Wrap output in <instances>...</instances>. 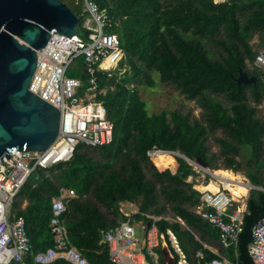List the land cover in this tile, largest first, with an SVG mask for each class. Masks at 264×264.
<instances>
[{"label": "trees", "instance_id": "obj_1", "mask_svg": "<svg viewBox=\"0 0 264 264\" xmlns=\"http://www.w3.org/2000/svg\"><path fill=\"white\" fill-rule=\"evenodd\" d=\"M61 1L77 15L82 12L81 6L76 10ZM94 1L108 12L114 23L111 32L121 39L125 60L119 68L130 67L123 77L115 71L111 76L98 74L100 91H107L97 99L115 124L114 140L101 147L79 145L73 161L36 171L21 189L12 214L26 223L33 248L26 262L35 264L34 255L54 245L52 202L62 189H73L77 196L70 202L66 224L73 245L90 264H115L102 243V231L118 225L125 202L140 204L139 220L141 214L165 217L170 206L173 218L181 219L185 226L161 220L160 230H173L190 264H208L219 257L206 247L215 245L219 232L193 210L200 193L187 180L197 173L177 155L150 158L148 152L178 153L210 164L207 137L222 131L240 146L219 140L226 169L240 170L236 157L242 147L251 149L256 166L261 168L264 122L252 103H262L264 81L260 69L254 68L256 74L249 72L248 61L254 64L258 55L249 40L264 32V0ZM241 71L257 77V82L239 85ZM154 73L187 100L199 102L206 120H192L179 112L150 115L137 87L129 88L127 83L153 85ZM80 77L85 88L88 78L82 70ZM217 96H224L231 108L219 103ZM247 177L264 188L259 172ZM247 208L238 256L234 250L226 252L236 264H254L248 249L252 229L264 217V191L253 190ZM199 252L203 258L197 257ZM53 264L69 263L57 260Z\"/></svg>", "mask_w": 264, "mask_h": 264}, {"label": "built area", "instance_id": "obj_2", "mask_svg": "<svg viewBox=\"0 0 264 264\" xmlns=\"http://www.w3.org/2000/svg\"><path fill=\"white\" fill-rule=\"evenodd\" d=\"M215 1L224 3L227 0ZM78 16L81 26L77 35L69 37L53 30L47 45L37 51V65L28 87L31 93L59 110L57 139L46 151L14 148L11 157H5L0 163V264H15L14 261L27 264L26 258L33 255L25 220L12 214L13 203L30 177L38 170H49L73 161L81 144L101 147L114 140L115 124L107 107L97 99V93L101 92L98 74L102 72L111 76L124 61L125 52L120 37L111 32L114 23L108 12L94 0H84ZM81 58L84 59L82 70L88 78L85 88L81 77L68 75L74 62ZM254 66L264 74V52L257 55ZM159 153L170 152L153 149L148 156L154 158ZM204 172L201 179L206 181L212 173L209 169ZM195 179L194 176L188 179L200 193V202L193 209L195 214L219 231L223 247L237 248L247 212L243 207L244 197L234 196L222 180L214 182L211 177L209 182L216 183L219 189L199 190ZM245 182L241 185L249 193L258 189ZM76 196L73 189H62L60 196L53 200L51 232L54 245L34 255L35 264H53L57 260H65L69 264H90L73 245L66 224L70 202ZM147 218L149 223L142 224L141 238H137L135 222L131 218L102 232L111 261L115 264H167L160 258L161 250H167L173 263L189 264L173 230H160L161 217ZM175 221L184 225L181 219ZM248 251L254 264H264V217L252 229ZM198 256L203 257L201 253ZM208 264L232 263L219 257Z\"/></svg>", "mask_w": 264, "mask_h": 264}, {"label": "water", "instance_id": "obj_3", "mask_svg": "<svg viewBox=\"0 0 264 264\" xmlns=\"http://www.w3.org/2000/svg\"><path fill=\"white\" fill-rule=\"evenodd\" d=\"M80 26L81 18L61 0H0V163L14 148L46 151L57 139L59 110L28 87L37 51L47 45L51 32L71 37ZM257 80L241 71L237 83ZM199 161L207 169L208 164Z\"/></svg>", "mask_w": 264, "mask_h": 264}, {"label": "rangeland", "instance_id": "obj_4", "mask_svg": "<svg viewBox=\"0 0 264 264\" xmlns=\"http://www.w3.org/2000/svg\"><path fill=\"white\" fill-rule=\"evenodd\" d=\"M68 4H70L74 9L78 10L77 7L81 6L83 8V1L84 0H65ZM83 4V5H82ZM251 46L253 47V50L255 53L259 54L264 52V32L258 33L256 35H252L249 40ZM125 60V58H124ZM84 64V59H78L74 62V64L71 66L68 75L69 76H77V73L80 72V69H82ZM255 68L254 64H250L248 61V70L249 72H253L256 74V71H253ZM130 71L129 66H125L124 68H119L114 73L118 76L123 77L125 72ZM263 72L261 71V75ZM154 84L153 85H136L134 82L129 81L127 83V86L129 88L137 87L139 90V93L142 97V99L147 104V109L150 115L154 114H160L162 112H167L170 114L171 112H179L180 114L186 116L189 115L192 120H199V121H205L206 120V114L204 112V109H202L199 102H194L187 100L184 95H182L174 86L169 84H163L160 81V76L157 73H154ZM106 89L102 90L100 93H97V98L99 94H105ZM216 100L221 103L226 108L230 109L231 104L228 102V100L224 96H217L215 97ZM253 107L257 108V116L264 122V99L260 105L252 103ZM219 140H226L230 143L235 144L240 148V146L234 142H232L228 137L224 136L222 131H218L216 134H211L207 137V147L209 149V158H210V164H208L207 169L203 166V164L200 163L198 159L196 160H187V163L191 165L198 174L196 179L194 180V183L199 186L202 184L201 176L205 173L204 170H210L212 175H208L211 177V179L216 182L221 180L217 177L214 173L218 170H229L226 169L225 164V158L221 152V146L219 143ZM264 141V139H263ZM180 157H185L182 154H174ZM188 159V158H186ZM238 164L240 165L239 171H233L237 175H241L243 178L248 179L247 174H257L260 173L261 177L264 178V149L262 153V157L259 161L261 164V168L256 166V160L255 157L249 147H242L240 149V154L238 157H236ZM232 171V170H229ZM198 180V181H197ZM248 181H250L248 179ZM188 182V181H187ZM251 182V181H250ZM201 186V185H200ZM126 205V204H125ZM163 205V204H162ZM140 204H133L132 207H134L135 213H132V207L127 208L125 211L136 215L137 213H140L139 211ZM124 204H121V208H124ZM122 217L124 218V214L120 211ZM150 215V214H148ZM153 216V215H151ZM164 216L166 218H173V213L170 209V206H167L166 211L164 213ZM123 218L121 220H123ZM134 218V217H133ZM137 238L142 237V231L139 228V225L135 226Z\"/></svg>", "mask_w": 264, "mask_h": 264}, {"label": "crops", "instance_id": "obj_5", "mask_svg": "<svg viewBox=\"0 0 264 264\" xmlns=\"http://www.w3.org/2000/svg\"><path fill=\"white\" fill-rule=\"evenodd\" d=\"M83 3H84V1H83ZM83 68V67H82ZM80 70H82V69H80ZM83 71V70H82ZM80 74H81V72H79V73H77V76H79L80 77ZM174 154H176V153H174ZM174 154H172V155H174ZM180 157V156H179ZM184 159V158H183ZM185 160V159H184ZM233 172V171H232ZM234 173V172H233ZM197 176H198V174H197ZM197 176H194L195 178L197 177ZM218 177V176H217ZM188 181V180H187ZM201 181H202V184H200L198 187H199V190H203L202 189V187H204V186H207V185H209L210 183H212V182H209L210 181V177H208V180H206V181H203L202 179H201ZM245 181H247L248 183H250L251 185H253L250 181H248V179H246V178H243L242 179V182L243 183H246ZM189 182V181H188ZM241 182V183H242ZM190 183V182H189ZM192 184V183H191ZM193 185V184H192ZM253 186H255V185H253ZM255 187H257L258 189H256V190H258V191H264V188H262V187H258V186H255ZM245 188V187H244ZM194 189V188H193ZM195 190V189H194ZM197 191V190H196ZM251 193V192H250ZM250 193H248V191H247V194L246 195H243V196H241V197H244V201L245 202H243L244 204H243V207L246 209V211L248 212V208H247V202H248V199H249V197H250ZM55 199V198H54ZM122 204H124V208H121L120 207V211L124 214V217H125V219H123V220H121V221H119V223H118V225L120 224V223H122V222H125V221H127V220H129V218H131L132 220H134V222H135V226L136 225H139V228L141 229V231H142V224H147V223H149V219L147 218V216H151V215H148V214H141L142 216H143V218L141 219V220H139V219H137L136 218V216L139 214V213H137L136 215H134L133 216V214H130V213H128V212H126L125 210L127 209V208H131L132 207V205H133V203H129V202H125V203H122ZM126 204V205H125ZM52 205H53V202H52ZM134 207H132L131 209H132V213H135V211H134V209H133ZM246 212V213H247ZM153 216H155V215H153ZM134 217V218H133ZM156 217H161L162 219L161 220H166V221H168V222H170V223H175L176 221V219H174V218H166V217H162V216H156ZM179 219V218H178ZM177 219V220H178ZM171 220H173L172 222H171ZM183 225V224H182ZM183 226H185V223H184V225ZM50 228H51V222H50ZM169 229V228H168ZM217 230V229H216ZM218 231V230H217ZM103 232V231H102ZM219 232V231H218ZM52 233V232H51ZM53 236V235H52ZM240 239V238H239ZM102 240V239H101ZM53 241H54V239H53ZM102 243L103 244H105L104 242H103V240H102ZM212 244V243H211ZM238 244H239V242H238ZM106 245V244H105ZM107 246V245H106ZM108 247V246H107ZM206 247L207 248H209L213 253H215V254H217L219 257H221V258H223V259H225V260H227L228 262H230V263H232V264H236V263H233L232 261H230V259H229V257H228V254H226V252H227V250H234V253H235V255H236V257L238 256V246H237V248L236 247H232V248H225V247H223L222 248V246H221V242H220V236H219V240L215 243V245L214 244H212L211 246H208V245H206ZM220 249H222V251H220ZM199 253H201V252H199ZM198 253V254H199ZM198 254H197V257L198 258H201V257H199L198 256ZM202 254V253H201ZM203 255V254H202ZM218 257V258H219ZM160 258H161V260L163 261V263H167V264H175V263H173V260L170 258V255H169V253H168V251L167 250H161V252H160ZM203 258V257H202ZM190 264V263H189Z\"/></svg>", "mask_w": 264, "mask_h": 264}, {"label": "bare ground", "instance_id": "obj_6", "mask_svg": "<svg viewBox=\"0 0 264 264\" xmlns=\"http://www.w3.org/2000/svg\"><path fill=\"white\" fill-rule=\"evenodd\" d=\"M170 155V153H159L154 158L162 157L164 159H167ZM214 174L219 176V178L223 181L225 188L229 190L234 196L241 197L247 194V189L244 188L243 185H241L243 179L241 175H237L232 171L227 170H218ZM202 189L217 191L219 189V186L216 183L212 182L209 185L202 187Z\"/></svg>", "mask_w": 264, "mask_h": 264}]
</instances>
